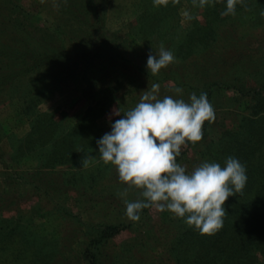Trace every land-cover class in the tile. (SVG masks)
Instances as JSON below:
<instances>
[{
    "label": "rangeland",
    "instance_id": "1",
    "mask_svg": "<svg viewBox=\"0 0 264 264\" xmlns=\"http://www.w3.org/2000/svg\"><path fill=\"white\" fill-rule=\"evenodd\" d=\"M101 6L103 31L96 40L105 37L121 49L132 61L127 73L101 61L72 60L0 86V264H85L78 252L88 231L103 223L126 226L105 247L119 264H176L165 248L200 203L196 195L209 188L208 163L187 151L185 174L162 185L147 207L144 183L163 166L165 147L184 138L190 103L205 75L229 87L239 79L243 94L259 91L264 81V0H102ZM208 17L216 20L215 34L229 33L231 41L218 36L200 56ZM70 20L58 14V0H0V51L32 49L39 30L55 31L54 23L72 29ZM14 28L19 31L11 33ZM158 55L163 69L174 70L168 79L153 64ZM6 71L1 63L0 80ZM227 85L213 92L216 129L230 130L237 116H249V99ZM37 126L48 130L36 134ZM33 134L61 139L55 145L65 161L48 167L45 158L53 154L47 152L55 147L50 140L23 163L29 150L22 142ZM82 137L93 139L91 158L106 164L103 170L91 171L92 159L75 165ZM248 160L243 166L251 169L264 164L262 152ZM60 183L65 185L51 187ZM101 197L106 201L99 203ZM14 224L20 229L10 236Z\"/></svg>",
    "mask_w": 264,
    "mask_h": 264
},
{
    "label": "trees",
    "instance_id": "2",
    "mask_svg": "<svg viewBox=\"0 0 264 264\" xmlns=\"http://www.w3.org/2000/svg\"><path fill=\"white\" fill-rule=\"evenodd\" d=\"M101 2L102 0H58V14L71 19L70 21L76 26L71 24L72 29L66 30L54 23L55 31L43 33L39 30L40 32L33 38L35 44L32 49L26 46L20 51L1 50L0 69L1 63L7 69L0 80L1 88L19 76L31 72L49 71L72 60L74 63L101 61L108 70L115 66L122 72L132 67V61L129 58L123 59L118 46H114L113 43L111 48L105 37L100 42L96 40L97 31H103ZM209 17L201 29L204 36L199 39V47H203V51L199 55L214 45L219 36L215 34V29L218 28L215 25L216 20L210 21ZM22 29L26 36L30 33L26 26H22ZM18 31L14 28L11 33ZM65 34H67L66 38L61 37ZM228 35L229 33L224 32L220 36L231 41ZM92 45H94L93 49ZM102 51L104 54L101 53ZM122 51L125 52L126 49ZM178 53L179 51H175L173 56H178ZM159 56L161 55L154 58L153 64L162 70V77L168 79L173 75L174 70L163 69L159 64ZM184 57L182 56V59ZM242 68L245 69L243 66ZM204 79L202 88L190 103L191 112L185 121L187 128L184 138L180 142L173 141L168 148L165 147L167 158L163 166L144 183V207L151 204L153 195L159 192L162 185L173 184L185 174L181 164L187 162L186 152L190 151L193 156H200L207 161L210 186L196 195L200 198L198 200L200 203L194 206L190 215L186 217L187 224L184 230L172 237L165 248L167 253L176 264H259L258 259H264V164H258L251 169L250 166H243V163L248 164V155L256 152H262L264 158V128L261 129L259 125L264 122V93H262L264 81L261 82L259 91L250 93L247 90V93L243 94V84L239 79L232 80L231 87L226 82L215 80L213 75H205ZM47 84L51 89L55 82L51 85ZM226 85L231 91L237 92L240 98L249 99L250 105L249 116L243 118L237 116L235 122L238 124L230 130L216 129L217 115L211 110L213 92L224 89ZM33 99L36 101V95ZM40 129L47 131L48 126L47 129L37 126L34 133L40 134ZM91 131L95 132L93 125ZM215 133H218L216 138ZM36 134H33V137L28 136L27 138L30 139L22 142V149L29 150L28 153L23 154V163L33 158L31 151H41L42 142L48 144V141H53L50 149L56 143L62 142L61 139H54L51 134L48 136L50 140L42 141L41 136L34 137ZM81 140L84 144L81 147L83 150L79 153L82 159H77L75 165L78 166L79 161L80 165H86V159H92L94 164L95 160L91 158L95 150L93 139L82 137ZM56 148L55 145L53 150L47 152L53 154L52 157L45 158L50 169H53L56 163L65 161L63 159L65 152L57 151ZM105 165L96 162L90 170H103ZM57 174L60 179L63 178L62 172ZM67 183L74 185L73 180ZM46 184L43 185V189L45 196L48 197L49 190L47 191ZM63 185L65 183H60L59 186L54 184L51 187L59 189ZM82 195L84 194L79 196L80 199ZM100 199L99 203L106 201L103 197ZM50 204L56 206L53 210H58V204L53 202ZM125 228L123 224L95 225L86 234L78 258L85 264H119L114 252H106L105 247ZM19 229L20 225L14 224L8 233L12 236Z\"/></svg>",
    "mask_w": 264,
    "mask_h": 264
}]
</instances>
